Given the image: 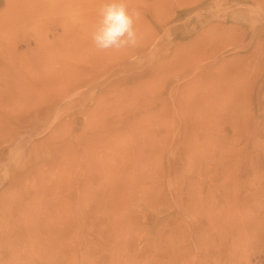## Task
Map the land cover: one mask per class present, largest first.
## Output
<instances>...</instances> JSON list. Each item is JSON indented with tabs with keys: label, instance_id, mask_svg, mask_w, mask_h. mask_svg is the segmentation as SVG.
<instances>
[{
	"label": "rangeland",
	"instance_id": "rangeland-1",
	"mask_svg": "<svg viewBox=\"0 0 264 264\" xmlns=\"http://www.w3.org/2000/svg\"><path fill=\"white\" fill-rule=\"evenodd\" d=\"M102 2L0 0V264H264V0Z\"/></svg>",
	"mask_w": 264,
	"mask_h": 264
},
{
	"label": "clouds",
	"instance_id": "clouds-1",
	"mask_svg": "<svg viewBox=\"0 0 264 264\" xmlns=\"http://www.w3.org/2000/svg\"><path fill=\"white\" fill-rule=\"evenodd\" d=\"M98 22L91 35L94 46L101 51L134 47L138 42L136 20L139 13L128 7L127 0H103Z\"/></svg>",
	"mask_w": 264,
	"mask_h": 264
},
{
	"label": "bare ground",
	"instance_id": "bare-ground-1",
	"mask_svg": "<svg viewBox=\"0 0 264 264\" xmlns=\"http://www.w3.org/2000/svg\"><path fill=\"white\" fill-rule=\"evenodd\" d=\"M143 88L144 87H142L141 88V91L143 92ZM145 99V98H144ZM156 112V111H155ZM154 112V113H155ZM144 113V112H143ZM141 114V113H140ZM143 115H145V114H143ZM158 115V114H157ZM147 117V116H146ZM157 117V116H156ZM143 116H142V118H139L138 117V115L136 116V117H132V118H130V119H128L129 120V122L128 121H124V120H120V121H114V120H108V121H106V123L104 124V123H102L101 124V129H102V132H103V136L105 137V139H106V144H107V146H109V147H104V148H106V151L108 150V152L111 154L110 155V157H116L119 153H121V152H119L120 150L119 149H117V148H119L117 145H118V141H117V139L116 138H118V137H120V135L121 134H123L125 131L127 132V133H131L133 130H138V128L139 129H141V128H143L144 127V124H143ZM157 119H159L158 117H157ZM144 121H145V119H144ZM160 121V120H159ZM156 123V122H155ZM100 129V128H99ZM99 131V133H101L100 132V130H98ZM97 131V132H98ZM128 131H131V132H128ZM146 133V132H145ZM148 133V132H147ZM144 134V133H143ZM99 135V134H98ZM133 135V134H132ZM150 135H151V133H150ZM148 136V135H147ZM124 137V136H123ZM100 138V137H99ZM122 138V137H121ZM98 139V138H97ZM102 139H103V137H102ZM119 140V139H118ZM139 140V139H138ZM105 141V140H104ZM121 142V141H120ZM133 143V142H132ZM137 146V145H136ZM144 147H145V145H143ZM132 147H133V145H132ZM91 148V147H90ZM98 148V147H97ZM99 149V148H98ZM100 149H101V147H100ZM95 150H96V148H95ZM104 150V149H103ZM131 153L133 152V149L130 151ZM95 153V152H94ZM131 153H130V155H131ZM88 155V157L91 159V158H93V160H94V154L93 153H90V154H87ZM129 155V154H128ZM127 157V156H126ZM130 157H132V156H130ZM96 158V157H95ZM128 158H129V156H128ZM107 157H106V161H107ZM110 160V159H109ZM126 160V159H125ZM104 162L103 164H104V166H103V168H105V165H107L108 163L107 162ZM128 161V160H127ZM130 161V160H129ZM93 162H95V161H93ZM125 162V161H124ZM126 163V162H125ZM88 164V163H87ZM90 164V163H89ZM127 164V163H126ZM92 165V164H91ZM96 164L94 163V165L93 166H95ZM130 165V164H129ZM138 166V165H137ZM92 167V166H91ZM108 168V167H107ZM105 169V170H109V168L108 169ZM116 169V168H115ZM113 171V170H112ZM123 171V170H122ZM147 171V170H146ZM110 172V171H109ZM108 172V173H109ZM121 173V171L120 170H117V171H113V172H111L110 173V176L109 177H111L112 179H113V177H115V176H117V175H119ZM125 174V173H124ZM129 174V173H128ZM128 174H127V176H128ZM122 175L120 174V178L118 179V184L117 185H115V186H118V185H120V187L121 186H124V188H127V187H125V178L124 177H121ZM125 176V175H124ZM115 179H113V181H114ZM112 182V181H111ZM127 185V184H126Z\"/></svg>",
	"mask_w": 264,
	"mask_h": 264
}]
</instances>
